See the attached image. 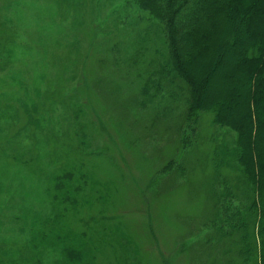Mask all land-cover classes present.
<instances>
[{
	"label": "trees",
	"instance_id": "trees-1",
	"mask_svg": "<svg viewBox=\"0 0 264 264\" xmlns=\"http://www.w3.org/2000/svg\"><path fill=\"white\" fill-rule=\"evenodd\" d=\"M114 1L107 31L93 50L94 72L80 82L87 98L75 96L76 108L52 155L56 163L43 190L53 211L22 210L1 220L17 242L0 247V264H127L123 226L104 214L86 222L93 208L112 205L117 189L93 159L102 136L88 114L89 101L111 118L107 128H118L130 146L159 160L165 183L185 180L192 199L203 197L204 222L196 230L215 229L188 241L192 262L264 264V0ZM77 5L86 17L77 33L86 44L101 3ZM36 37L39 46L51 42ZM156 97L157 107L147 109ZM207 115L212 127L235 133L232 149L219 155L197 144L194 128ZM187 124L198 137L180 149L187 152L176 163L164 155L169 147L179 150L173 137ZM163 139L166 147L152 146ZM13 161L36 178L46 173L37 154L18 153ZM196 168L203 179H193ZM26 253L31 258L23 260Z\"/></svg>",
	"mask_w": 264,
	"mask_h": 264
},
{
	"label": "rangeland",
	"instance_id": "rangeland-1",
	"mask_svg": "<svg viewBox=\"0 0 264 264\" xmlns=\"http://www.w3.org/2000/svg\"><path fill=\"white\" fill-rule=\"evenodd\" d=\"M80 1L65 0L61 4L57 0H0V223L15 218L22 210L36 209L44 214L53 211L43 190L48 171L56 163L52 155L67 130L76 97L87 98V88L80 82L90 81L86 75L94 66L93 50L107 31L108 21L104 22L110 19L115 4L114 0L113 4L99 0L101 5L92 16L95 27L89 41L83 44L77 33L86 18L78 10ZM38 34L49 37L51 42L39 46ZM53 56L56 59L52 60ZM218 83L223 85L222 80ZM158 98H149L147 105L154 103L146 108L156 106L161 101ZM89 106L88 114L102 136L100 149L94 151L100 155L93 159L102 177L115 181L117 189L112 205L93 208L86 222L104 214L105 220L123 226L127 264H195L186 252L188 245L215 229L196 230L204 222L203 197L192 199L185 180L175 186L173 181L165 183L159 160L130 146L118 128H107L105 124L111 118L98 102L89 101ZM204 117L200 128L186 125L179 134L181 141L179 136L173 137L179 150L169 147L166 158L181 162L187 150L180 149H187L198 137L196 132L200 134L197 144L205 152L220 155L233 148L235 133L223 126L212 127L211 118ZM193 128L196 132L191 131ZM166 142L159 140L152 146L166 147ZM93 144L95 148L97 143ZM90 149L86 153L93 152ZM18 153L22 158L40 156L46 173L36 178L18 167L13 161ZM202 173L196 168L193 179H203ZM3 225L0 224V247L15 244L17 241L9 237L8 227ZM30 258L31 253L23 256V260Z\"/></svg>",
	"mask_w": 264,
	"mask_h": 264
}]
</instances>
